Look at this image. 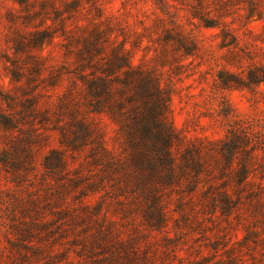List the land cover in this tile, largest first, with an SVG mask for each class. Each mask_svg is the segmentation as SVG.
<instances>
[{
  "label": "rangeland",
  "instance_id": "1",
  "mask_svg": "<svg viewBox=\"0 0 264 264\" xmlns=\"http://www.w3.org/2000/svg\"><path fill=\"white\" fill-rule=\"evenodd\" d=\"M0 264H264V0H0Z\"/></svg>",
  "mask_w": 264,
  "mask_h": 264
},
{
  "label": "trees",
  "instance_id": "2",
  "mask_svg": "<svg viewBox=\"0 0 264 264\" xmlns=\"http://www.w3.org/2000/svg\"><path fill=\"white\" fill-rule=\"evenodd\" d=\"M153 102L148 103L146 111H137V125L141 128L140 136L142 145L151 148V137L153 135V154L161 163L170 164V144L174 141L173 132L164 122V114L167 106V99L159 83L153 82ZM164 163V164H166ZM171 166V165H170ZM173 167V166H171Z\"/></svg>",
  "mask_w": 264,
  "mask_h": 264
}]
</instances>
